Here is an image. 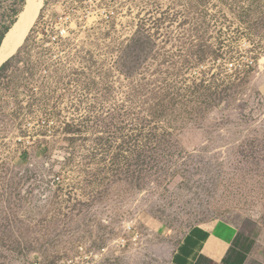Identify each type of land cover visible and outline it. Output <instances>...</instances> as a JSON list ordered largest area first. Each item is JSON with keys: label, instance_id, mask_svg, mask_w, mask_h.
<instances>
[{"label": "rangeland", "instance_id": "1", "mask_svg": "<svg viewBox=\"0 0 264 264\" xmlns=\"http://www.w3.org/2000/svg\"><path fill=\"white\" fill-rule=\"evenodd\" d=\"M52 1L0 72V264H172L219 221L264 264V0H55L46 88L20 71Z\"/></svg>", "mask_w": 264, "mask_h": 264}, {"label": "built area", "instance_id": "2", "mask_svg": "<svg viewBox=\"0 0 264 264\" xmlns=\"http://www.w3.org/2000/svg\"><path fill=\"white\" fill-rule=\"evenodd\" d=\"M79 2L83 3L85 6L91 7L95 6L97 0H79ZM50 5L51 11L46 12L38 23L28 47V50L37 51L35 58L39 61L38 67L36 69H25L20 71L25 77L24 80H27V78H34L37 80L40 78L45 85L49 82L46 88L53 83L55 77L69 74L70 69L59 67L61 65L54 67L49 63H44V61L51 57L56 60L65 59L66 52L60 49V46L73 30V25L68 24L67 20L62 15H53L52 12L54 7H56L55 0H53ZM74 5H78V2L76 1ZM12 99L14 100V98ZM59 181V177H54L52 185L59 183Z\"/></svg>", "mask_w": 264, "mask_h": 264}, {"label": "crops", "instance_id": "3", "mask_svg": "<svg viewBox=\"0 0 264 264\" xmlns=\"http://www.w3.org/2000/svg\"><path fill=\"white\" fill-rule=\"evenodd\" d=\"M239 238V230L227 221L192 228L175 252L172 264H225Z\"/></svg>", "mask_w": 264, "mask_h": 264}, {"label": "bare ground", "instance_id": "4", "mask_svg": "<svg viewBox=\"0 0 264 264\" xmlns=\"http://www.w3.org/2000/svg\"><path fill=\"white\" fill-rule=\"evenodd\" d=\"M45 0H27L24 12L20 15V22L15 24L10 32L11 45L4 57L0 59V67L23 47L35 23L37 22Z\"/></svg>", "mask_w": 264, "mask_h": 264}, {"label": "trees", "instance_id": "5", "mask_svg": "<svg viewBox=\"0 0 264 264\" xmlns=\"http://www.w3.org/2000/svg\"><path fill=\"white\" fill-rule=\"evenodd\" d=\"M25 0H0V5L4 7V15L0 23L3 26V31L0 32V48L3 44L5 36L15 25V18L19 15V10ZM1 16V15H0ZM7 64L4 65L2 71L6 68ZM248 257V253H241L236 248L231 249L229 257L225 260V264H245Z\"/></svg>", "mask_w": 264, "mask_h": 264}, {"label": "water", "instance_id": "6", "mask_svg": "<svg viewBox=\"0 0 264 264\" xmlns=\"http://www.w3.org/2000/svg\"><path fill=\"white\" fill-rule=\"evenodd\" d=\"M25 6H27V0H26V4H25ZM24 10H25V7H24V9H23V12H24ZM23 12H22V13H23ZM22 13H21V14H22ZM21 14H20V15H21ZM19 17H20V16H19ZM19 17H18V19H17L16 25H17V23L20 22ZM10 32H11V30H10L9 33L5 36L4 41H3V44H2V46H1V48H0V59L3 58L4 55H5V53L8 52L9 47H10V45H11V38H9V36H10ZM19 51H20V49L16 52V54H15L14 56H12V57L10 58V61H11L12 59H14V58L17 56V54H18ZM10 61H6V63H9ZM6 63L2 64V66L0 67V72L2 71V69L4 68V65H5Z\"/></svg>", "mask_w": 264, "mask_h": 264}]
</instances>
